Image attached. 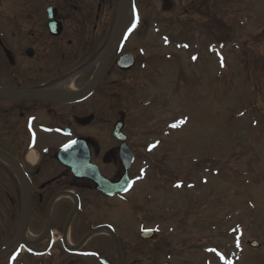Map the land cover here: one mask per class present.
Listing matches in <instances>:
<instances>
[{
    "label": "flooded vegetation",
    "instance_id": "af4514ba",
    "mask_svg": "<svg viewBox=\"0 0 264 264\" xmlns=\"http://www.w3.org/2000/svg\"><path fill=\"white\" fill-rule=\"evenodd\" d=\"M119 1L0 0V89L4 93L52 95L83 90L100 67L118 18ZM178 14L176 23L182 19ZM138 37L143 40L133 38L128 43L130 49L116 50L105 79L87 100L57 104L0 98V152L15 159L25 175L0 157V251L9 246L5 243L8 237L15 241L24 234L26 187L31 191V208L24 236L35 239H26L25 247L19 244L9 255L0 256V264H120L116 239L124 264H136L135 234L128 226L122 237L118 222L129 219L135 211L148 212L139 210L132 194L139 174L136 164L144 157V143L151 136L149 120L144 114L135 116L130 108L124 110L122 134L137 161L128 173L134 186L125 195H107L91 179L78 178L58 162V153L70 142H86L91 162L106 180L115 183L124 175L122 142L113 137L123 111L118 107L122 98L128 106L134 103L135 92L149 79L152 57L150 42L144 39L148 37ZM125 53L135 58V65L127 72L117 67L118 58ZM96 99L105 102V111L98 109L101 103L94 102ZM33 135L36 144L31 148ZM156 136H165L164 127ZM159 170L166 172L165 167ZM169 180L165 173H159L156 189L165 191L163 185ZM182 218L175 215L171 220L178 229L184 224ZM169 219L149 215L145 229H156V237L141 239L138 249L150 250L153 243L164 253H174L178 247L167 235L159 234L161 224ZM153 222H158L157 227L150 225ZM96 229L101 230L93 234Z\"/></svg>",
    "mask_w": 264,
    "mask_h": 264
},
{
    "label": "rangeland",
    "instance_id": "374dc122",
    "mask_svg": "<svg viewBox=\"0 0 264 264\" xmlns=\"http://www.w3.org/2000/svg\"><path fill=\"white\" fill-rule=\"evenodd\" d=\"M174 1L182 12V25H187L184 31L194 28L198 42L192 44L188 38L174 42L173 35L165 48L161 36L166 32L155 34L159 26H151L154 16L161 23L159 0H135L140 15L149 14L151 21V29L146 27L151 35L150 55H159L154 57V65V61L150 63V86L145 84L135 92L136 105L128 106L122 98L118 110L130 108L135 116L144 114L151 118V122H146L152 134L173 125L183 131H170L167 138L156 136L154 151L141 154L144 157L136 169L146 163L150 177L143 180L137 174L132 195L139 210L148 208V212L144 215L135 211L129 219L119 220V234L125 237L130 226L134 241H140V230L145 222L149 223V215L155 219L161 216L163 220L170 217L161 224L160 235H167L178 248L189 242L174 252L169 263L166 256H160L161 264H264V0ZM133 3L130 0L128 7ZM208 8H214L216 30L222 32L220 40L224 41L210 47L202 39L212 26L202 15ZM197 11L200 13L195 14ZM160 27L163 29L162 23ZM142 34L141 30L137 33ZM144 39L149 43L148 38ZM128 49L129 44L125 50ZM158 56L177 60H159ZM157 75L159 79H154ZM97 101L94 100L101 103L98 109L105 111V102ZM208 160L214 173L210 169L190 174L194 166L208 169ZM161 167L179 178L172 191L171 184L163 185L166 189L162 193L156 189L160 181L151 175L159 174ZM201 179L207 181L203 184ZM187 211L194 219L188 220V229L181 226L177 233L178 224L171 220L175 215L185 216ZM253 240L262 243L261 250L249 247ZM5 243L12 245L14 240L8 237ZM134 244L136 264L155 263L145 262L141 250L148 254L144 250L147 248L138 249ZM198 244L201 251L195 248ZM146 251L153 260V246ZM203 251H209L207 257Z\"/></svg>",
    "mask_w": 264,
    "mask_h": 264
},
{
    "label": "water",
    "instance_id": "95a60500",
    "mask_svg": "<svg viewBox=\"0 0 264 264\" xmlns=\"http://www.w3.org/2000/svg\"><path fill=\"white\" fill-rule=\"evenodd\" d=\"M116 44V34L113 35L111 41H110V49L108 51V54L106 56V60L103 66V70L97 75V77L94 79V81L88 86L86 91L79 93L75 95L76 99H83L87 96H89L93 90L97 87V85L102 81L104 78L105 72L107 70L109 57L112 54V51ZM130 56H123L118 61V66L123 70H129L131 69L132 61ZM3 95V92L0 90V96ZM10 97H21V98H31L36 100H45L50 102H59V100L54 99L50 96H41L38 94L33 95H24V94H8ZM123 118L119 121L115 134V137H118L122 140V138L119 137L121 128H122ZM124 139V138H123ZM121 152V158L123 162V166L125 168V175L123 179L119 183H113L110 184L108 181H106L102 176L100 175L97 167L90 164V152L89 148L87 147L86 143H78V145L74 144L70 146L69 148H66L59 154V160L69 169H71L74 174L78 178H89L97 185V189L102 191L105 194L108 195H114L117 193H123L129 188L130 180L128 178V170L132 167L133 161H134V155L131 152V150L128 148L126 143H123L120 148ZM20 169V167H19ZM30 200H31V194L27 188H25V214H24V222H23V228L26 229L29 219V211H30ZM153 236L152 233H143V238L148 239ZM253 248H258L261 246V244L257 241H254L250 244Z\"/></svg>",
    "mask_w": 264,
    "mask_h": 264
},
{
    "label": "bare ground",
    "instance_id": "6f19581e",
    "mask_svg": "<svg viewBox=\"0 0 264 264\" xmlns=\"http://www.w3.org/2000/svg\"><path fill=\"white\" fill-rule=\"evenodd\" d=\"M129 15H130V13H129ZM124 24L126 25L127 23H126V18H125V20H124ZM183 130V129H182ZM63 151V150H62ZM59 154H60V152L58 153V162L61 164V165H63L64 167H66L60 160H59ZM30 160L32 161V162H34L35 161V156L34 155H32L31 157H30ZM68 168V167H67ZM146 223V222H145ZM27 238H28V241H34L35 239L34 238H32L30 235H28L27 236Z\"/></svg>",
    "mask_w": 264,
    "mask_h": 264
},
{
    "label": "trees",
    "instance_id": "16d2710c",
    "mask_svg": "<svg viewBox=\"0 0 264 264\" xmlns=\"http://www.w3.org/2000/svg\"><path fill=\"white\" fill-rule=\"evenodd\" d=\"M216 24V23H215ZM214 29L216 30V25L214 26Z\"/></svg>",
    "mask_w": 264,
    "mask_h": 264
},
{
    "label": "snow or ice",
    "instance_id": "6c2138e0",
    "mask_svg": "<svg viewBox=\"0 0 264 264\" xmlns=\"http://www.w3.org/2000/svg\"><path fill=\"white\" fill-rule=\"evenodd\" d=\"M194 59H195V57H194ZM175 126H177V125H173V127H175Z\"/></svg>",
    "mask_w": 264,
    "mask_h": 264
}]
</instances>
